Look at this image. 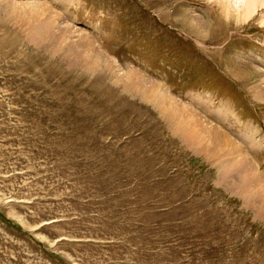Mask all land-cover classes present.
Here are the masks:
<instances>
[{"label": "rangeland", "instance_id": "374dc122", "mask_svg": "<svg viewBox=\"0 0 264 264\" xmlns=\"http://www.w3.org/2000/svg\"><path fill=\"white\" fill-rule=\"evenodd\" d=\"M251 2L0 0V264H264V193L238 164L264 177Z\"/></svg>", "mask_w": 264, "mask_h": 264}, {"label": "bare ground", "instance_id": "6f19581e", "mask_svg": "<svg viewBox=\"0 0 264 264\" xmlns=\"http://www.w3.org/2000/svg\"><path fill=\"white\" fill-rule=\"evenodd\" d=\"M256 1H258V0H252L250 7H248V12L250 11V9H252V8L254 9L257 7V6L254 7L256 5V3H255ZM261 3H262V1H261ZM262 5L263 4H261L260 6H262ZM247 18H245V19L247 20ZM100 56L101 55L99 54L97 57V60H94L96 66H98L100 64V62L103 63V61H104L103 60L104 58L102 59ZM105 64H104V67L102 69H106L105 66H107V62H105ZM99 68H100V65H99ZM118 81H119V83H123L125 85L126 88L125 87L124 88L127 91H129L131 93L133 92L134 94L141 96L143 99L159 105L164 112H169V114L172 117H174V118L178 117L179 119H182V118L185 119L184 110L173 100V98L171 99L169 97L167 98L166 96H162L160 94L159 87H157L158 85L157 86L151 85L150 87L146 86V85L142 84L139 77L132 72L126 74L125 76L124 75L120 76V78H118ZM262 83L264 84V81ZM262 91L264 92V89ZM162 94H164V93H162ZM256 97H257L256 99L264 101V93H261ZM154 106H156V105H154ZM171 109H172V111H171ZM189 115H191V116L189 118H187L188 119L187 123H189V125H190V127H188V129H190V128L192 129V127H194V130L191 131V134H192L191 136H194L195 134L197 135V132L199 134V131L196 130V126L198 127V123H197L195 115L192 111H190ZM200 130H201V128H200ZM203 132L205 133V135H203V136L207 135V137L206 138L203 137V139L200 140V142H199L200 146L207 144L208 146H204L207 148V150H209V151L212 150V152H220V154L222 153L221 156H223V157H224L223 151H225L226 153L230 152L231 148H229L228 145H225L229 142V139H228L229 137L227 138V136L224 135L220 130L216 129V130H209L208 131L207 129H205ZM207 142H209V143H207ZM232 147H233L232 148L233 151L240 152V157L243 156L244 153L242 151V147H240L237 144H235L234 146L232 145ZM199 150H201V149H199ZM232 154H234V153L232 152ZM232 154L228 153L227 155L232 157ZM217 156L218 155H216V157ZM227 157H225V158H227ZM234 157H239V156H234ZM238 164L241 165L242 167H244L245 169H249L248 170V171H250L249 172V184L258 185L260 187V188H258V191L259 192L263 191V193H264V177H263V175H260L261 173L258 171L257 167L252 162H250V160L248 158L246 159L244 156L241 158V161L238 160ZM257 187H255V188H257Z\"/></svg>", "mask_w": 264, "mask_h": 264}, {"label": "snow or ice", "instance_id": "6c2138e0", "mask_svg": "<svg viewBox=\"0 0 264 264\" xmlns=\"http://www.w3.org/2000/svg\"><path fill=\"white\" fill-rule=\"evenodd\" d=\"M245 2V0H235V3L239 4V3H243Z\"/></svg>", "mask_w": 264, "mask_h": 264}]
</instances>
